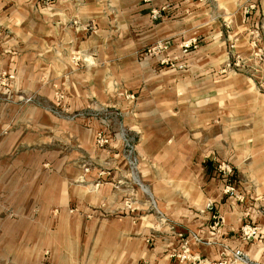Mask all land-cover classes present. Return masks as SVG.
<instances>
[{
    "label": "rangeland",
    "instance_id": "rangeland-1",
    "mask_svg": "<svg viewBox=\"0 0 264 264\" xmlns=\"http://www.w3.org/2000/svg\"><path fill=\"white\" fill-rule=\"evenodd\" d=\"M58 1L0 0V264H264L262 27Z\"/></svg>",
    "mask_w": 264,
    "mask_h": 264
},
{
    "label": "crops",
    "instance_id": "crops-1",
    "mask_svg": "<svg viewBox=\"0 0 264 264\" xmlns=\"http://www.w3.org/2000/svg\"><path fill=\"white\" fill-rule=\"evenodd\" d=\"M126 1H127L126 4L127 6H132L137 8V11L139 12L140 15L139 19H141L142 22H144V18H145L144 16L147 15L149 19L150 17H152L153 10H160L158 16L159 19L156 20L154 18L155 21H153L154 24H152V29H153L152 35L155 37L156 41L167 39L169 38L167 37V35H171L175 33H176L175 36H177L176 30H172L170 27H168V31H167L165 25H170L171 23H177L178 22L177 16L179 14H185L187 16H191L192 14H197L198 12L202 14V18H200L201 22H204L205 20H207L206 22L211 21L210 19L211 17H207L208 16L207 12H209V14L212 13V16L215 15L216 13H219V15L222 14L225 15L226 13L227 14L230 13L232 14V17H235L240 22L243 23L248 22L250 26L253 28L262 27V32H264V0H126ZM59 2L60 1H58L56 4H53L52 6L47 7V9L50 10L60 9L58 10L59 12H57L58 14H52V16L48 15L47 19L49 21L50 17H52L51 19L56 18L60 20V22H57V25L62 27V24H67L71 18L75 17L74 13L76 12V10H74L71 14L70 10H73L71 9V7H75L73 6L74 0H66V1L64 0L61 3ZM214 8L216 9V12ZM93 9H94L93 7L90 8L89 15L85 17L90 19L92 18L91 20L96 21L99 16L96 15V10ZM106 19L107 18L105 17V20ZM105 20L104 22H106ZM203 32L205 33V36L213 37V38L217 37L218 34H220V32L213 29H205ZM173 42L174 44L176 43V41L174 40ZM99 51L102 54H112L113 48L104 45L102 49H100ZM208 213L210 219L215 217L210 212ZM211 228L214 229L215 227L211 226ZM222 229L223 228L220 229V233L223 237V235H227L226 233H228L229 231H234L235 226H225V228L223 229V231L225 230V232H222ZM205 230L206 228H204L201 231L204 232ZM211 233L214 234V232ZM201 243L203 242H200V244ZM200 249H201L200 252L204 253V249L201 247Z\"/></svg>",
    "mask_w": 264,
    "mask_h": 264
},
{
    "label": "built area",
    "instance_id": "built-area-1",
    "mask_svg": "<svg viewBox=\"0 0 264 264\" xmlns=\"http://www.w3.org/2000/svg\"><path fill=\"white\" fill-rule=\"evenodd\" d=\"M47 1H50V0H47ZM254 6V5H253ZM252 6V7H253ZM185 51H187L188 49H189V47H190V44H186L185 46ZM248 231H251L250 229H248V230H246V233L248 232ZM254 231V230H253Z\"/></svg>",
    "mask_w": 264,
    "mask_h": 264
}]
</instances>
